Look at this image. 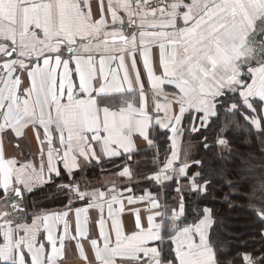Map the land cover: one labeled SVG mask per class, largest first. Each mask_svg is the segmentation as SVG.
<instances>
[{"label":"snow or ice","instance_id":"obj_1","mask_svg":"<svg viewBox=\"0 0 264 264\" xmlns=\"http://www.w3.org/2000/svg\"><path fill=\"white\" fill-rule=\"evenodd\" d=\"M72 262L264 264V0H0V264Z\"/></svg>","mask_w":264,"mask_h":264},{"label":"trees","instance_id":"obj_2","mask_svg":"<svg viewBox=\"0 0 264 264\" xmlns=\"http://www.w3.org/2000/svg\"><path fill=\"white\" fill-rule=\"evenodd\" d=\"M162 146H163L164 150L166 151L167 145L164 144L163 141H162ZM161 158H163V152L161 153ZM102 171L107 173V172H114V171H116V169L111 164H106V166L103 170H101L99 168L96 169L95 174L101 175ZM90 175H92V173H90ZM142 184L150 186V182H148V181H143ZM152 191L155 192L156 189L152 188ZM174 196H175V193H171L167 197L170 205L175 202L173 199ZM27 203L29 205L34 206V208L37 210H41L43 208H50V207L60 205V203L55 201L52 193L49 190H45V189H39V190L35 191L32 194V196L29 197ZM215 203H216V207L219 210L218 214L223 216V217H226V221H225L226 224L231 225V226L240 227V226H244L248 222V217L246 216L243 207L239 206L240 205L239 201L236 202L238 206L233 210H229L226 207H222L219 204V202H215Z\"/></svg>","mask_w":264,"mask_h":264},{"label":"crops","instance_id":"obj_3","mask_svg":"<svg viewBox=\"0 0 264 264\" xmlns=\"http://www.w3.org/2000/svg\"><path fill=\"white\" fill-rule=\"evenodd\" d=\"M30 138H31V133H30ZM137 146L138 147H143V144L140 141H137ZM5 149H6V152H7V154L9 156L15 155V146L14 145H10L7 142H5ZM32 151H33V153H35V162L38 165L39 164V159H38L39 152H38V147H37V145L34 142L32 143ZM28 159L32 160L33 156H28ZM114 172H107L106 176L101 175L100 183H106L107 181L115 180L116 177L113 175ZM95 183H96V181L93 180V184H95ZM125 183H127V181H125ZM133 183H135V181ZM39 189L48 190L47 188H39L38 187L35 191H37ZM137 191H138L137 194H139L140 189L138 188ZM61 207H62V205L60 204L58 206H54V207H50V208H43V209H41L39 211L43 212L45 209H48V210H59ZM29 215H31V211L29 212ZM123 219H124L125 225L126 226H130V216H129V214L127 212L124 214ZM72 264H78V262H72Z\"/></svg>","mask_w":264,"mask_h":264},{"label":"water","instance_id":"obj_4","mask_svg":"<svg viewBox=\"0 0 264 264\" xmlns=\"http://www.w3.org/2000/svg\"><path fill=\"white\" fill-rule=\"evenodd\" d=\"M125 31H128V29H127V28H125Z\"/></svg>","mask_w":264,"mask_h":264}]
</instances>
